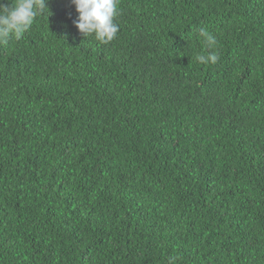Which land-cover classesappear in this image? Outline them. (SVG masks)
<instances>
[{
  "label": "trees",
  "instance_id": "16d2710c",
  "mask_svg": "<svg viewBox=\"0 0 264 264\" xmlns=\"http://www.w3.org/2000/svg\"><path fill=\"white\" fill-rule=\"evenodd\" d=\"M48 3L0 43V264H264V0H119L108 44Z\"/></svg>",
  "mask_w": 264,
  "mask_h": 264
},
{
  "label": "clouds",
  "instance_id": "9594fccd",
  "mask_svg": "<svg viewBox=\"0 0 264 264\" xmlns=\"http://www.w3.org/2000/svg\"><path fill=\"white\" fill-rule=\"evenodd\" d=\"M71 2L79 13L76 27L84 37H93L100 44H108L115 39L119 31V25L115 22L119 0ZM45 13H50L48 0H14V3L0 0V43H7L9 38L22 39L36 19ZM197 39L203 51L195 53V60L202 65L217 63L216 36L207 28H200ZM176 259L169 257L168 264H175Z\"/></svg>",
  "mask_w": 264,
  "mask_h": 264
}]
</instances>
